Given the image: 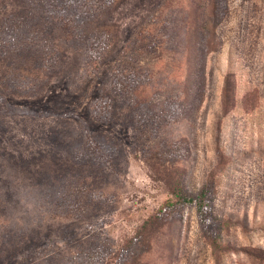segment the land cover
<instances>
[{
    "label": "rangeland",
    "instance_id": "obj_1",
    "mask_svg": "<svg viewBox=\"0 0 264 264\" xmlns=\"http://www.w3.org/2000/svg\"><path fill=\"white\" fill-rule=\"evenodd\" d=\"M67 2L0 0V264H264V0Z\"/></svg>",
    "mask_w": 264,
    "mask_h": 264
},
{
    "label": "trees",
    "instance_id": "obj_2",
    "mask_svg": "<svg viewBox=\"0 0 264 264\" xmlns=\"http://www.w3.org/2000/svg\"><path fill=\"white\" fill-rule=\"evenodd\" d=\"M24 1L25 3H27L25 5L27 9H33L36 12V14L34 13V15L36 16H35L34 21L28 20L29 27H30V28L28 27L29 28V31H28L25 28H22V26L25 25L24 24L25 22L21 20L27 18L28 14H32V13L30 12V13L23 15L22 11H20L19 13L12 15V17L16 21L19 20L20 22H22V24L20 23V25H15V27L19 28L20 32H22L19 35H22L24 32L26 33L27 31L29 33H33L34 31L35 32L40 31V34H41V32L46 31V29H50L51 27L55 28L56 24H54V22L51 20L53 18L54 11H56L57 8L65 7V4L68 3L67 2L68 0H48V1L46 0H24ZM44 1L47 2V5L51 7L50 14H46L47 10L45 8V5H43ZM34 2L35 4H33ZM213 9L214 7L212 5L211 10ZM210 16L211 18L214 17L213 11L210 13ZM51 24L52 26H50ZM58 26L59 25H57V27ZM66 26H67L66 23L62 22V28L66 29ZM28 40L30 41V43L28 44V47H31V48H28L25 51L26 53H31V54L35 52H38L40 54L43 53V48H41V45L39 44L34 45V41H38L39 38L30 37ZM31 45H34V46H31ZM15 46L16 45L14 44L11 48L7 50H11L12 52L17 53L18 50L13 49ZM128 83H129L128 81H125L124 83H119V87L122 89L124 94H131L132 90H134V88L131 87ZM171 194L174 200H165L163 204L157 208L156 213L154 215H151L146 220H144L143 223L140 225L139 229L133 235V238L131 239L132 241L143 243L141 238L143 237L144 233H146V231H148L151 228L150 226L153 225V222L155 219H158L159 217H161L163 213H166L167 211L175 210L176 208H179L185 204H192L194 206L195 211H196V216L199 222H203L205 220L206 215H207L208 206L205 200V190L203 188L198 190V192L195 195H192L190 193H187L186 191H183L179 184H175L171 188Z\"/></svg>",
    "mask_w": 264,
    "mask_h": 264
}]
</instances>
